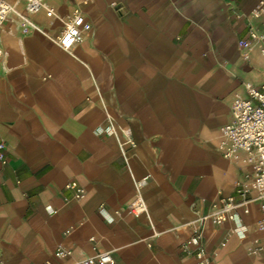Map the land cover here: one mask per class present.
I'll list each match as a JSON object with an SVG mask.
<instances>
[{
	"label": "crops",
	"instance_id": "1",
	"mask_svg": "<svg viewBox=\"0 0 264 264\" xmlns=\"http://www.w3.org/2000/svg\"><path fill=\"white\" fill-rule=\"evenodd\" d=\"M6 1L0 264H73L97 251L113 264H193L183 244L197 218L253 177L246 151L226 156L222 128L235 95L248 97L244 83L260 89L259 0H45L35 13ZM75 9L91 29L64 50L54 39ZM138 195L146 211L133 215ZM260 215L254 200L249 213L204 223L210 264H264Z\"/></svg>",
	"mask_w": 264,
	"mask_h": 264
},
{
	"label": "built area",
	"instance_id": "2",
	"mask_svg": "<svg viewBox=\"0 0 264 264\" xmlns=\"http://www.w3.org/2000/svg\"><path fill=\"white\" fill-rule=\"evenodd\" d=\"M25 10L28 13H35L45 8V0H24ZM12 6L6 0H0V25L5 21ZM48 16L53 15L51 9L46 8ZM264 14V0H259L251 11V17L259 18ZM91 29V24L85 19L79 9H75L72 15L64 21L62 32L55 37V43L64 50H69L77 42L81 41L84 34ZM26 30V29H24ZM251 40H258L261 43V52L264 54V33L256 29L250 30ZM249 41L241 42L244 47ZM0 49V55H1ZM248 97L244 98L236 94L231 106V119L222 128V133L229 142V149L226 156L235 151L244 150L248 153V160L252 164L253 177L249 182H239L235 194L239 196H228L215 203L206 214L197 218L199 229L192 234L187 242L183 244L186 255L194 258L193 264H210L208 256L202 243V225L209 222L214 225L221 224L227 220L235 219L237 211L249 213V205L254 200L260 204V219L258 228L264 230V66L262 69V81L260 89L250 83H244ZM0 163H5V143L0 139ZM147 177L141 178L136 183L139 188L146 183ZM76 189V197L81 196V189L75 182L68 184ZM255 191L257 195L250 197L248 194ZM146 211V203L141 195L136 196L128 207V213L139 215ZM152 232V235H155ZM71 250L65 247H57L54 256L57 258H69ZM114 260L107 251H97L94 256L74 261L73 264H113ZM47 264V263H44Z\"/></svg>",
	"mask_w": 264,
	"mask_h": 264
}]
</instances>
